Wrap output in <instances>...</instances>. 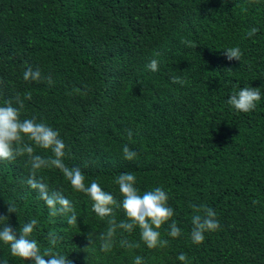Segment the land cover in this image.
Listing matches in <instances>:
<instances>
[{"label":"trees","instance_id":"obj_1","mask_svg":"<svg viewBox=\"0 0 264 264\" xmlns=\"http://www.w3.org/2000/svg\"><path fill=\"white\" fill-rule=\"evenodd\" d=\"M252 27L258 31L248 37ZM235 46L241 61L224 55ZM154 58L156 72L146 68ZM29 66L51 75L54 85L24 81ZM0 81V105L31 92L23 116L60 132L65 164L79 167L86 183L97 180L117 200L113 181L120 173H134L141 192L163 187L182 230L177 239L165 234L170 244L162 250L148 249L138 228L118 231L112 250L102 251L95 238L106 221L58 169L40 175L73 201L75 226L50 217L23 183L26 158L0 162V215H9L16 230L37 219L33 238L42 251L47 233L55 232L63 240L53 251L73 264H134L136 256L144 264H182L181 252L190 264H264V0H0ZM249 85L260 88L261 101L253 111H236L227 100ZM124 145L138 152L135 160L124 159ZM8 203L19 217L7 212ZM191 203L212 207L220 223L200 245L190 238ZM117 218H126L122 209ZM121 239L140 247L129 251ZM0 258L31 264L3 244Z\"/></svg>","mask_w":264,"mask_h":264},{"label":"clouds","instance_id":"obj_2","mask_svg":"<svg viewBox=\"0 0 264 264\" xmlns=\"http://www.w3.org/2000/svg\"><path fill=\"white\" fill-rule=\"evenodd\" d=\"M258 29L252 27L248 30V37L256 35ZM189 46L192 41H182ZM229 61L235 59L241 61L242 51L239 46L229 47L224 50ZM155 57L160 53L156 52ZM159 60L154 58L146 65L149 71L159 70ZM24 81L44 82L49 86L54 85L51 75L44 74L39 67L35 70L31 66L23 72ZM172 83L183 85L180 77H171ZM3 81H0L2 84ZM236 86H234L235 89ZM262 93L260 88L245 86L234 90L227 104L239 112L248 113L256 109L261 101ZM32 99L31 92L17 93L14 97L7 99L0 105V162H11L18 157L26 158L29 166V176L23 181L30 189L35 190L38 198L42 200L49 209L50 217L62 216L67 225L75 226L78 223V216L73 201L66 198L60 190L50 189L44 177L40 175L43 169H58L63 177L70 182L72 189L76 192L87 195L92 202V211L107 223L104 233L95 239L101 242V250L109 252L115 244V236L118 231L131 234L139 229L140 240L152 250L165 249L169 246V239H177L182 235L178 227L174 208L169 204V193L163 187L157 186L150 190L141 192L137 185V176L131 172L120 173L114 178L118 185L121 200L101 187L97 180L86 183V175L79 167H69L65 164L66 148L60 132L53 129L43 120L35 117H25V101ZM129 137L132 133L129 131ZM50 150L51 156H42L36 149ZM125 160L133 161L138 157V152L128 145L122 148ZM87 166V165H86ZM258 203V201H253ZM7 212L16 213L19 211L15 203H8ZM191 232L190 238L193 244L200 245L205 241V234L220 230V223L216 211L207 204L191 203ZM122 209L125 219L117 218V210ZM9 215H0V244L10 248V254L31 264H73L67 255L61 254L53 249L63 240V237L55 232L47 233L49 247L42 251L37 239L33 238L34 230L39 221L32 218L23 224L20 223L18 230L9 223ZM167 225L165 228L164 226ZM94 234L88 233L87 239L90 245L95 242ZM120 245L129 251L140 247V243L121 239ZM45 257H48L46 260ZM177 259L182 264H190L186 253L181 252ZM0 264H9L7 258H0ZM134 264H144L141 256L134 257Z\"/></svg>","mask_w":264,"mask_h":264}]
</instances>
